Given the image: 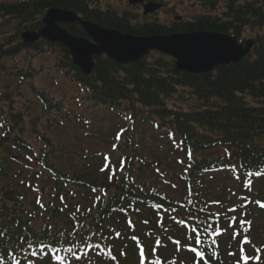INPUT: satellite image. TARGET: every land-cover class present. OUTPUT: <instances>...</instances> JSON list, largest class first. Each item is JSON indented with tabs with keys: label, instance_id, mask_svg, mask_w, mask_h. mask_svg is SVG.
I'll use <instances>...</instances> for the list:
<instances>
[{
	"label": "trees",
	"instance_id": "obj_1",
	"mask_svg": "<svg viewBox=\"0 0 264 264\" xmlns=\"http://www.w3.org/2000/svg\"><path fill=\"white\" fill-rule=\"evenodd\" d=\"M199 2L210 12L222 6L223 13L172 26L135 25L133 15L91 8V0H27L0 1V19L4 23L18 20L20 25L30 22V31H39L43 27L40 17L56 8L138 37L203 31L241 41L245 30L264 29V3ZM65 29L86 37L78 24ZM21 34L18 30L0 45V61L25 50L41 51L42 45L60 47L64 57L59 65L89 90L96 104L130 113L134 131L136 118L160 120L159 127L165 130L162 140L171 146L165 155L167 159L177 157L175 161L183 170L172 173L173 167L166 166L157 170V180L149 181L141 173L145 168H134L136 162H143L139 146L127 144L133 155L123 154L124 161L119 160L112 170L102 172L99 167L102 178L97 177V171L96 176L89 172L85 178H72L52 163L53 151H48L52 144L42 138L47 150L40 166L54 190V194L45 195L46 188L40 183L25 181L20 186L24 172L9 167L10 163L20 164L24 157L39 162L32 157L34 148L20 127L22 116L11 113L0 134V176L13 175L17 180L0 185V264H59L54 259L57 255L66 257L70 264H245V256L247 264H264V236L252 237L257 234L255 221L264 217L259 206L264 203V37L252 40V51L241 62L218 67L210 74L180 72L175 61L168 64L162 57L119 65L100 56L95 57V69L87 76L74 65L66 48L45 41L27 45ZM179 89L188 90L204 108L184 112L168 107L167 100ZM153 157L160 166L159 157ZM5 162H9L8 168ZM226 174L236 181L235 189L226 184L219 187L222 195L211 192ZM75 185L83 189L75 190ZM29 192L40 193L29 200H34V208L28 206ZM40 215L43 222L35 224L32 218ZM196 233L200 243L195 242ZM245 238H250L249 243ZM193 247L203 258L190 250ZM68 248L80 259L69 254Z\"/></svg>",
	"mask_w": 264,
	"mask_h": 264
},
{
	"label": "rangeland",
	"instance_id": "obj_2",
	"mask_svg": "<svg viewBox=\"0 0 264 264\" xmlns=\"http://www.w3.org/2000/svg\"><path fill=\"white\" fill-rule=\"evenodd\" d=\"M0 1L13 3L18 0ZM91 1L94 2L91 8L103 12L110 11L120 16L126 13L133 15L135 20L132 22L135 25L157 23L172 26L176 23L190 22L202 15L218 16L224 10L220 6L216 12H210L199 0H147L162 4L163 7L158 12L145 17L142 5L130 6L126 0ZM248 1L264 3V0ZM43 18L44 16L39 20ZM178 18L181 21H176ZM31 26L30 22L20 25L18 20L10 19L4 23L0 19V45L16 35L18 30L30 31ZM257 37H264V29H247L242 35V44ZM40 47L41 51L25 50L14 58L0 61V134L4 132L2 125L11 113L22 116L23 121L20 127L24 129L25 139L34 148L32 157L39 160V162L28 161L24 157L22 161H19L22 164L21 167L20 164L5 162L6 168L9 164L10 169L20 168L24 172L18 181L20 186L25 181L40 183L46 188L45 195L54 194L51 179L40 166L41 156L47 150L42 138H46L50 145L52 144V147L48 148V151L49 149L53 151L52 163L72 178L77 176L85 178L89 176V172L96 176L98 168L102 165L106 167L109 163H112L111 165L117 163L123 154L126 157L132 156V152L126 149L127 144L132 147L139 146L138 156L143 158V162L142 165H140L141 162H136L134 168L139 171L145 168L141 172L143 178L152 182L157 180V170L166 166L173 167L172 173L182 172L183 168H180L175 161L177 157L171 156L167 159L165 155L167 151H170L171 146L162 140L165 130L159 127L162 123L160 120H152L149 116V121L145 122L142 118H136L138 126L134 131L132 129L134 120L130 113L124 112V109L113 110L96 104L91 100V94L85 86L75 82L72 79V73L62 69L59 63L64 54L60 47L49 45ZM160 57L164 58L168 64L174 61L171 57L156 52L148 57V61L153 62ZM167 105L184 112L204 108V104L197 101L188 90L182 89L167 100ZM48 106L52 107L51 110H47ZM121 106L127 108L125 103ZM128 138L132 144L128 142ZM106 155L110 156L109 159ZM153 155L159 157L157 160L161 161L160 166L154 162L156 159ZM89 168L92 170L89 171ZM12 176L10 178L0 176V185L15 182L17 179L15 177L12 179ZM97 177L102 178L103 175L99 173ZM223 177L225 179L221 177L212 187L211 192L220 194L219 187H225L226 184L235 189L236 181L232 176L230 178L226 174ZM74 189L82 190L83 188L75 185ZM36 195L29 192L28 201L31 197L34 199ZM72 196V193L68 195L69 198ZM261 197L264 198V195ZM29 203L28 206L34 208L32 206L34 200ZM36 204H38L37 201ZM43 218L40 215L32 219L35 224H41ZM255 223L257 234H252V237H263L264 217L256 220Z\"/></svg>",
	"mask_w": 264,
	"mask_h": 264
},
{
	"label": "water",
	"instance_id": "obj_3",
	"mask_svg": "<svg viewBox=\"0 0 264 264\" xmlns=\"http://www.w3.org/2000/svg\"><path fill=\"white\" fill-rule=\"evenodd\" d=\"M131 4L141 0H129ZM161 5L149 3L144 15L151 14ZM78 23L88 38L71 35L60 25ZM39 33L24 32L25 43L33 44L40 38L61 44L69 49L75 65L86 75L95 67L94 57L106 55L119 65L140 62L151 52H159L175 59L179 71L193 75L208 74L215 68L241 62L252 49V42L240 45L236 38L215 32L178 33L170 36L137 37L107 30L81 20L75 13L50 9L43 19ZM90 38V40H89Z\"/></svg>",
	"mask_w": 264,
	"mask_h": 264
},
{
	"label": "snow or ice",
	"instance_id": "obj_4",
	"mask_svg": "<svg viewBox=\"0 0 264 264\" xmlns=\"http://www.w3.org/2000/svg\"><path fill=\"white\" fill-rule=\"evenodd\" d=\"M117 139H119V137H117ZM189 155H190V154H189ZM102 170H103V169H102ZM261 206L264 207V204H262ZM248 223L250 224V222H248ZM193 232H196V229H195V228H193ZM217 234H218V233H217ZM133 239H136V237H133ZM195 242H196V243H200V240H199V233H196ZM244 242H245V243H249V241H248L247 238H245ZM157 243H159V241H157ZM213 243H215V241H213ZM42 250H43V249H42ZM190 250L193 251V252H195L197 256H200L201 258H203V253H202V252H198V251L196 250L195 247L191 248ZM67 252H68L69 254L75 256V252H74V250H73L72 248H68V249H67ZM149 254H150V252H149ZM33 255H35V253H33ZM143 257H144V251H143V249H141V258H142V260H143ZM54 259H55L56 261H58L59 264H70V262H67V258H66V257H62V256L57 255V256L54 257ZM75 259H76V260H79L80 257H79V256H75ZM243 259H244V261H245V264H247V261H248L249 258H248L247 256H245V257H243ZM17 264H19V261H17ZM196 264H199V261H197Z\"/></svg>",
	"mask_w": 264,
	"mask_h": 264
},
{
	"label": "flooded vegetation",
	"instance_id": "obj_5",
	"mask_svg": "<svg viewBox=\"0 0 264 264\" xmlns=\"http://www.w3.org/2000/svg\"><path fill=\"white\" fill-rule=\"evenodd\" d=\"M147 2H149V1H147V0H144V3H147ZM144 3H143V5H144Z\"/></svg>",
	"mask_w": 264,
	"mask_h": 264
}]
</instances>
